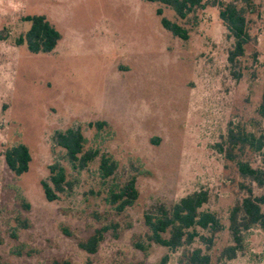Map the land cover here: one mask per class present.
<instances>
[{"label": "rangeland", "instance_id": "rangeland-1", "mask_svg": "<svg viewBox=\"0 0 264 264\" xmlns=\"http://www.w3.org/2000/svg\"><path fill=\"white\" fill-rule=\"evenodd\" d=\"M254 3L252 41L233 67L234 40L219 6L181 20L145 0H0L2 264H181L186 249L171 252L150 242L145 215L201 190L210 194L202 210L217 213L225 225L207 251L211 264H264L258 227L245 233L235 259H221L233 244L231 209L248 195L246 187L264 195V186L239 171L242 162L264 170V151L233 145L245 134L264 135V0ZM159 9L189 30L188 41L162 26ZM32 15H45L61 32L52 53L32 54L19 44ZM69 129L82 131L86 151L99 152L85 169L72 165L57 144V133ZM19 144L32 155L23 176L4 157ZM104 155L117 165L107 179L100 169ZM50 167L67 176L53 202L42 185ZM132 179L139 198L119 212L112 196ZM99 231L97 253L80 249V241ZM198 247L205 249L199 241L188 249Z\"/></svg>", "mask_w": 264, "mask_h": 264}, {"label": "trees", "instance_id": "trees-1", "mask_svg": "<svg viewBox=\"0 0 264 264\" xmlns=\"http://www.w3.org/2000/svg\"><path fill=\"white\" fill-rule=\"evenodd\" d=\"M149 3H160L171 8L179 19L187 20L199 9L206 6L220 7V18L224 22L228 37L234 40L233 49L229 52V63L237 66L239 59L246 55L247 46L252 37L249 31L248 16L254 11V0H145ZM162 26L172 33L174 37L188 41L189 30L177 22L164 16V11L159 9ZM31 24L28 32L19 39V44H25L32 54H49L55 51L62 40L61 32L45 15H32L24 19ZM260 115L264 118V99L259 108ZM98 125H101L98 123ZM251 138V140L249 139ZM59 147L63 148L72 165L85 169L91 162L99 157L98 151L85 150L86 138L80 129H69L59 132L56 136ZM241 143V149L251 146L255 151H264V135L259 139L252 134L243 135L235 139L233 145ZM8 168L16 175L23 176L30 170L32 155L24 144L7 149L4 153ZM100 169L103 178H110L115 174L117 165L108 156L101 158ZM241 175L264 186V170L255 169L249 163L242 162L239 167ZM49 182H42L45 196L48 201L58 199V194L64 192L67 184L65 171L57 167H50ZM248 195L237 203L230 212L229 231L233 244L222 251L221 259L233 260L244 248L245 233L258 227L264 232V195L256 196L252 187H246ZM113 203L117 210L123 212L132 207L139 198L136 180L132 179L120 192L113 194ZM210 201V194L206 190L196 191L180 199L172 209L161 208L156 214L145 215V225L148 228V240L161 245L171 252L181 248L183 254L181 264H211L212 257L207 251L212 250L220 233L225 230V225L215 212L203 211V207ZM206 233V234H205ZM103 240L99 231L86 241H80L79 247L89 254L98 252ZM196 241L201 242L205 249L192 247ZM141 248V247H140ZM167 259V258H166ZM0 264L1 259H0ZM53 264H62L54 262ZM63 264H69L68 262Z\"/></svg>", "mask_w": 264, "mask_h": 264}]
</instances>
